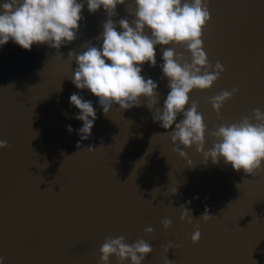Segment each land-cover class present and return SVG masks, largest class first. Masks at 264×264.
<instances>
[{"label":"water","instance_id":"obj_1","mask_svg":"<svg viewBox=\"0 0 264 264\" xmlns=\"http://www.w3.org/2000/svg\"><path fill=\"white\" fill-rule=\"evenodd\" d=\"M84 4L78 38L59 50L34 44L28 51L11 40L0 46V139L9 144L0 150L4 264H99L104 239L121 235L128 243H151L153 252L142 264H165L166 255L173 264H264V172L247 176L223 159L204 163L194 147L181 146L193 163L189 167L167 134L175 124L166 130L153 120L170 91L160 67L162 46L156 48L157 66H142V75L158 84L159 103L152 109L142 99L140 107L128 110L114 105L106 116L97 97L74 86L77 64L68 53L83 51L89 42L99 46L95 38L107 19L103 8L91 14ZM125 8L117 6L114 22L127 16ZM209 10L204 50L209 62L219 61L225 71L212 89L194 90L190 102H198L212 131L254 108L264 110V0H210ZM57 51L62 58H54ZM176 51L190 59L183 47ZM233 87L239 94L218 118L208 100ZM73 93L96 111L87 140L78 134L83 122L74 118L79 110L70 103ZM182 119L181 114L176 122ZM212 143L206 134L205 150ZM181 206L192 213L193 226L180 221ZM206 208L218 219L199 221ZM165 218L173 223L167 231ZM196 223L201 240L193 245ZM147 227L154 232L146 234ZM168 241L175 248L166 254L161 245ZM111 264H118L115 257Z\"/></svg>","mask_w":264,"mask_h":264},{"label":"clouds","instance_id":"obj_2","mask_svg":"<svg viewBox=\"0 0 264 264\" xmlns=\"http://www.w3.org/2000/svg\"><path fill=\"white\" fill-rule=\"evenodd\" d=\"M86 3L91 14L103 8L107 19L103 22L102 33L95 38L100 42L99 46L89 42L81 46L83 51L72 50L68 53V59L75 60L77 64L71 77L77 89L88 90L97 97L106 116H109L114 105H118L120 110H128L140 107L142 99H146L147 107L152 109L159 103L158 84L142 75V66L147 63L156 67V48L162 46L163 64L160 67L170 91L163 107L155 109L153 120L166 130L175 124V130L167 133L174 146L173 151L184 158L189 167L193 163L181 146L185 150L194 147L204 163L211 159L215 165L223 159L233 170H243L247 176L255 177L264 172V110L254 108L238 121H222L209 131L198 102H190V94L194 90L203 92L212 89L225 71L219 61L213 66L204 50V31L211 22L210 0H134V3L133 0H86ZM118 5H126L127 16L114 22L112 18L117 16ZM84 6V0H3L0 3V46L11 40L28 51L34 44H47L59 50L78 38ZM128 17H132L131 21ZM178 47H183L190 59L178 53ZM54 58H62L59 51ZM239 91V88L233 87L230 91L221 90L209 98L208 102L218 118L226 103ZM70 103L79 110V115L74 118L83 122L78 132L80 139L87 140L97 119L93 104L76 93L70 96ZM181 114L183 119L177 123V117ZM66 129L69 133L73 131L70 125ZM206 134L213 140L207 150ZM8 147V141L0 139V150ZM87 150L96 149L89 147ZM70 157L66 156L65 159ZM242 184L236 187L240 189ZM147 202L151 204V201ZM180 209V221L186 220L193 226L196 220L192 213L184 206ZM216 219L206 208L199 221ZM172 226L171 219L162 221L165 231ZM144 231L151 234L154 229L147 227ZM200 240L201 232L196 223L191 241L196 245ZM161 247L167 254L175 245L168 241ZM99 251V264H111L113 257L118 264H142L153 248L144 239L128 243L121 235L106 237ZM4 262L5 257L0 256V264ZM165 264H173L167 255Z\"/></svg>","mask_w":264,"mask_h":264}]
</instances>
